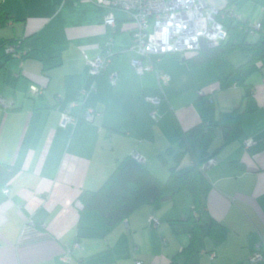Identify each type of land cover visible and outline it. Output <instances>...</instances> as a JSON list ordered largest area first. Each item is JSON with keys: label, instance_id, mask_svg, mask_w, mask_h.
Segmentation results:
<instances>
[{"label": "crops", "instance_id": "1", "mask_svg": "<svg viewBox=\"0 0 264 264\" xmlns=\"http://www.w3.org/2000/svg\"><path fill=\"white\" fill-rule=\"evenodd\" d=\"M211 2L248 24L264 23V0ZM110 13L89 0H0V163L18 169L10 186L0 187V264H65V255L66 264H264L252 261L259 246L264 252V62L244 77L236 69L249 59L245 52L194 66L185 60L189 53L162 57L157 67L170 83L155 122L156 73L135 70V25L114 10L116 25L109 29ZM223 23L224 44L259 38L232 19ZM110 38L112 62L95 77L88 61ZM11 42L19 56L6 53ZM235 54L248 59L231 60ZM90 86L96 91L85 105H75ZM83 106L94 119L63 126L67 109L79 116ZM199 125L214 126L206 147L190 133ZM222 127L236 135L224 146ZM184 134L189 148L177 175L205 150L215 152L216 164L205 172L211 189L200 208L181 193L159 206H140L112 229L98 212H82L80 196L98 191L133 153L167 181ZM258 145L262 150L251 152ZM28 218L39 233L24 238ZM213 222L226 233L211 229Z\"/></svg>", "mask_w": 264, "mask_h": 264}, {"label": "built area", "instance_id": "2", "mask_svg": "<svg viewBox=\"0 0 264 264\" xmlns=\"http://www.w3.org/2000/svg\"><path fill=\"white\" fill-rule=\"evenodd\" d=\"M90 2L108 8L111 13L105 18L104 25L112 29L116 25L113 15L114 10L127 13L135 25L133 34L134 52L137 55L132 63L139 74L154 71L157 76L158 86L161 91L159 96L151 98L154 106L151 118L157 122L161 118L160 107L166 98L165 88L170 83V76L157 67V63L164 56L175 54L184 56L188 53L201 51L202 41L207 49L215 48L225 43L229 37L225 19H232L235 22L242 18L231 10H218L212 7L208 0H89ZM251 32L261 30V25L256 24L250 27ZM113 39L105 43L103 52L95 59L89 60L90 73L98 77L103 74L112 62ZM6 53L12 56H19L18 44L9 43L6 45ZM118 74L109 75L110 82L115 84ZM95 86H90L80 91L77 106L85 105V100L90 93L95 92ZM42 92L33 88V94L38 96ZM0 104H4L0 98ZM72 108L62 115L63 126L68 122L77 124L79 121H92L95 112L83 106L79 116H72ZM132 158L144 163V158L133 153ZM216 164L211 159L202 166L205 172ZM157 226V221L154 220ZM38 226L32 219L28 218L24 228V238L37 234ZM75 247L79 246L75 244ZM70 252V251H69ZM264 260L262 246H259L252 256V261L257 263ZM63 263L68 262V255L62 259ZM136 264H142L137 262Z\"/></svg>", "mask_w": 264, "mask_h": 264}, {"label": "trees", "instance_id": "3", "mask_svg": "<svg viewBox=\"0 0 264 264\" xmlns=\"http://www.w3.org/2000/svg\"><path fill=\"white\" fill-rule=\"evenodd\" d=\"M237 24L243 27L248 34L256 33L251 32L250 27L252 25L243 19L238 21ZM260 25L261 30L257 32L259 33V38L254 43H250L246 39L240 43L230 40L228 43H223L215 48L189 53L190 56L185 60L189 65L194 66L216 58L225 57L233 52H245L249 55V59L239 66L236 71H240L244 77H248L259 70L260 65L264 62V23ZM231 36L232 39L234 33ZM213 129V125H209V128L199 125L193 128L190 133L199 134L206 147L213 137ZM222 131L223 146L236 139V135L230 129L222 127ZM181 148L182 150L174 155L176 163L170 168V176L167 181H160L149 171L145 163L137 162L132 156H129L117 164L112 175L98 191H85L80 196V209L82 212H98L105 218L107 227L112 229L140 206L146 203L159 206L165 198H174L181 193L191 195L194 208H200L204 198L211 189V184L206 177L205 171L202 170V166L215 158V152L211 154L209 150H205L191 169L177 175V163L183 158L189 148L188 134H184L181 139ZM262 148V145L255 146L251 148V152L261 151ZM17 173L18 169L15 166L0 163V187H9ZM214 226H217L218 232L225 234L227 231L226 228L214 222L211 225V229Z\"/></svg>", "mask_w": 264, "mask_h": 264}, {"label": "rangeland", "instance_id": "4", "mask_svg": "<svg viewBox=\"0 0 264 264\" xmlns=\"http://www.w3.org/2000/svg\"><path fill=\"white\" fill-rule=\"evenodd\" d=\"M226 1H227V0H221L222 4H224ZM208 3H209L212 7L216 8V9H218V10L221 9V8H219V7L215 6V5H213L212 2H211V0H209ZM256 39H257V38L255 37V38L250 39V41H255ZM170 55H175V54H170ZM246 57H247L246 54H235V55H233V56L231 57V60H241V61H246V60L248 59V57H247V58H246ZM229 59H230V58H229Z\"/></svg>", "mask_w": 264, "mask_h": 264}, {"label": "water", "instance_id": "5", "mask_svg": "<svg viewBox=\"0 0 264 264\" xmlns=\"http://www.w3.org/2000/svg\"><path fill=\"white\" fill-rule=\"evenodd\" d=\"M207 49V46L204 41H202L201 50L204 51Z\"/></svg>", "mask_w": 264, "mask_h": 264}]
</instances>
